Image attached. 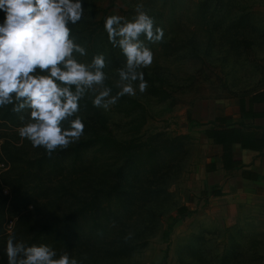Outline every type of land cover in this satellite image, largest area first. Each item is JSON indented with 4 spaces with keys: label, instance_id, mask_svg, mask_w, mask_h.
Returning <instances> with one entry per match:
<instances>
[{
    "label": "rangeland",
    "instance_id": "1",
    "mask_svg": "<svg viewBox=\"0 0 264 264\" xmlns=\"http://www.w3.org/2000/svg\"><path fill=\"white\" fill-rule=\"evenodd\" d=\"M137 5L164 31L149 45L143 94L108 111L86 100L84 135L51 156L21 140L11 106L0 110L4 264L9 235L82 264H264V204L239 211V202L202 195L211 153L198 125L209 103L219 110L264 88V0H94L80 32L113 72L123 56L108 43L104 18H131ZM97 134L131 142L133 156ZM183 206L193 214L168 232Z\"/></svg>",
    "mask_w": 264,
    "mask_h": 264
},
{
    "label": "clouds",
    "instance_id": "2",
    "mask_svg": "<svg viewBox=\"0 0 264 264\" xmlns=\"http://www.w3.org/2000/svg\"><path fill=\"white\" fill-rule=\"evenodd\" d=\"M92 5L94 0H0V110L11 106L21 140L49 156L84 135L86 100L108 111L120 98L147 90L143 69L154 60L149 45L164 38L142 5L131 18L106 16L108 43L123 56L113 72L105 53H89L80 32ZM4 253L6 264H82L68 252L58 255L51 245H27L12 235Z\"/></svg>",
    "mask_w": 264,
    "mask_h": 264
},
{
    "label": "crops",
    "instance_id": "3",
    "mask_svg": "<svg viewBox=\"0 0 264 264\" xmlns=\"http://www.w3.org/2000/svg\"><path fill=\"white\" fill-rule=\"evenodd\" d=\"M261 91L264 89L242 97L246 111L264 112L263 103L250 104V98ZM240 99L238 98L232 105L220 102L218 104L219 110L214 109L213 103H209V108L205 113L206 117L202 119L203 123L198 124L204 129L202 135L208 143L211 153L204 163L203 184L206 189L203 190L204 195L203 192L202 195L204 198H226L239 202V211L242 205L249 201L264 204V118L243 117ZM217 117L219 120L215 122ZM200 118L198 117L197 121L201 122ZM217 126L237 128L259 141L263 140L259 143L260 149H247L240 143L234 144L231 149L232 162L229 164L230 168H225L221 159L222 147L216 145L205 134L206 130ZM213 191L219 193L218 197L212 195ZM188 210L192 211L189 208Z\"/></svg>",
    "mask_w": 264,
    "mask_h": 264
},
{
    "label": "trees",
    "instance_id": "4",
    "mask_svg": "<svg viewBox=\"0 0 264 264\" xmlns=\"http://www.w3.org/2000/svg\"><path fill=\"white\" fill-rule=\"evenodd\" d=\"M264 89V88H263ZM257 92V91H256ZM254 93V92H253ZM252 94V93H251ZM250 94L241 96L240 98V103H241V114L243 117H262L264 118V112L263 113H254L251 110L246 111L245 106H244V98L245 96H248ZM253 103H263L264 104V91L258 92L256 95L250 98V104L252 105ZM219 119L215 120L217 122ZM206 136L209 139H212L213 142L216 145H219L222 147V156L221 159L223 161L224 167L225 168H230V163L232 162V154H231V149L234 144L240 143L243 147L247 149H260V142L257 139H255L252 135H247L243 131L237 128H226V127H216V128H211L205 131ZM97 140H105L110 143V147H116L117 151H121L124 154V157L126 160L130 159L133 156V148L131 147V142L128 141H118L111 136L109 137H104V136H99L98 134L96 135ZM264 139V137H263ZM93 140H90L92 142ZM126 144H130L126 145ZM262 149V148H261ZM77 150V148H75ZM131 161V160H130ZM204 195V192H203ZM212 195L215 197H218L219 193L216 191L212 192ZM193 214L192 211L188 210L187 207H181L177 210L176 215L170 216L168 218V232L173 231L174 226L180 220L189 217ZM41 233V232H40Z\"/></svg>",
    "mask_w": 264,
    "mask_h": 264
}]
</instances>
